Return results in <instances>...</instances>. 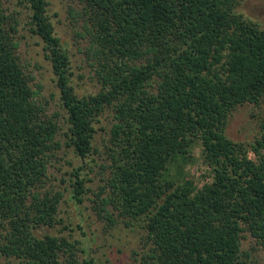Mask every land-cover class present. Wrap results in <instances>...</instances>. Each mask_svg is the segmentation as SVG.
<instances>
[{
  "label": "trees",
  "instance_id": "obj_1",
  "mask_svg": "<svg viewBox=\"0 0 264 264\" xmlns=\"http://www.w3.org/2000/svg\"><path fill=\"white\" fill-rule=\"evenodd\" d=\"M19 1L52 63L66 145L84 163L72 172L71 198L81 204L90 192L82 173L97 154L96 125L111 112V203L145 223L142 264H249L247 235L264 249V115L252 143L230 139L227 127L240 107L264 109V29L238 12L243 0H79L101 86L82 96L49 0ZM9 2L0 0V254L97 264L81 262L69 239L40 233L57 224L64 198L45 190L61 123L21 61ZM197 147L213 174L202 188L185 173Z\"/></svg>",
  "mask_w": 264,
  "mask_h": 264
},
{
  "label": "rangeland",
  "instance_id": "obj_2",
  "mask_svg": "<svg viewBox=\"0 0 264 264\" xmlns=\"http://www.w3.org/2000/svg\"><path fill=\"white\" fill-rule=\"evenodd\" d=\"M49 3V15L56 33L63 40L72 60L74 75L72 81L77 93L81 96L97 94L101 86L94 60L86 54L90 45V35L87 30L88 19L82 15L81 3L79 0H49ZM8 6L15 11L19 20V55L27 72L34 78L33 85L38 91V99L61 123L59 139L63 148L49 166L45 190L53 195L62 193L64 198L59 206L57 224L52 228L40 229V233L65 237L76 243L81 262L92 258L97 264H142L145 253L151 249L145 223L125 215L119 209L118 203H111L113 197L109 187L111 178L109 139L113 125L111 112L96 125L94 147L97 154L89 163V169L85 168L82 173L88 180L87 188L90 192L83 197L84 202L79 204L71 198L72 172L74 168L84 166V163L76 157L72 148L66 145L68 116L62 106L52 63L46 56L42 39L31 33L29 12L26 7L21 5L19 0H11ZM237 10L264 29V0H243ZM263 115L264 109L253 105L238 108L230 116L228 137L237 142H254L259 137ZM193 156L194 162L185 166V173L202 188L213 181V174L204 163L200 147L193 151ZM249 156L253 160L256 159L252 151ZM242 249L252 255L249 264H264V249L259 247L250 235L243 240ZM0 264L26 263L7 259L0 254Z\"/></svg>",
  "mask_w": 264,
  "mask_h": 264
}]
</instances>
